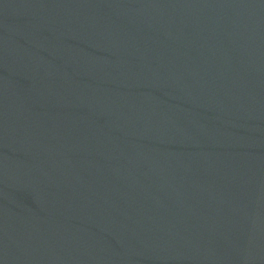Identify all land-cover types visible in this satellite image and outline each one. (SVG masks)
<instances>
[{
    "label": "water",
    "instance_id": "1",
    "mask_svg": "<svg viewBox=\"0 0 264 264\" xmlns=\"http://www.w3.org/2000/svg\"><path fill=\"white\" fill-rule=\"evenodd\" d=\"M0 264H264V199L56 0H0Z\"/></svg>",
    "mask_w": 264,
    "mask_h": 264
}]
</instances>
